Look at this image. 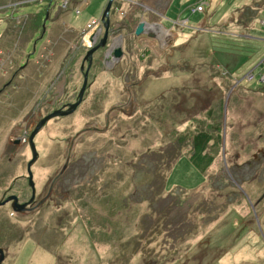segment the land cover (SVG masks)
Instances as JSON below:
<instances>
[{
    "label": "rangeland",
    "instance_id": "1",
    "mask_svg": "<svg viewBox=\"0 0 264 264\" xmlns=\"http://www.w3.org/2000/svg\"><path fill=\"white\" fill-rule=\"evenodd\" d=\"M147 1L113 0L123 56L93 67L77 110L36 135L40 198L71 151L67 171L41 207L0 206L3 264H264V0H164L163 12ZM108 2L0 0V88L11 80L0 93V200L30 198L35 119L77 101ZM155 18L177 35L162 56L156 28L135 34ZM220 116L216 159L200 172L179 138ZM26 130L28 144H15Z\"/></svg>",
    "mask_w": 264,
    "mask_h": 264
},
{
    "label": "water",
    "instance_id": "2",
    "mask_svg": "<svg viewBox=\"0 0 264 264\" xmlns=\"http://www.w3.org/2000/svg\"><path fill=\"white\" fill-rule=\"evenodd\" d=\"M112 4H113V0H109L107 6H106V9L103 13V16H102V21H103V27L100 28V30L97 32H95L92 36H91V42L92 43H95L97 38H98V35L101 33V31L103 30L104 28V35L101 39V41L98 43V44H94L92 48H90L88 51H87V55L85 56V59L89 60V66H88V69L87 71L84 73V83L82 85V88L79 92V95H78V99L76 102L74 103H70L67 108H61V109H57L55 111H53L52 113L44 116L40 121L39 123L37 124V126L35 127V129L31 132L30 134V137H29V145L31 147V150H32V159L29 161L28 163V168H27V171H28V178H29V186L32 188V198L29 202H25V203H20L19 200H18V197L17 196H10L8 197L6 200L4 201H1L0 202V206L4 205L5 203L9 202V201H12V207H13V210L16 211V212H23V211H28V210H31L28 205L34 200V197H35V182H34V175H33V171H32V166L34 165V163L38 160L39 158V152L37 150V146H36V143H35V137L36 135L39 133V131L41 130V128L52 118H55V117H59V116H67V115H70L72 113H74L77 108L80 106V104L82 103L83 99H84V96H85V92H86V89H87V86H88V79H89V71H90V67H91V63H92V59H93V54L99 49V48H105L107 46V43L109 41V39H111V45H109L106 49V53L105 55L106 56H111V54H113L115 57L117 58H120L123 56V48L122 46H119L117 48H114L113 47V39L111 36H110V26H111V18H110V10H111V7H112ZM154 26L156 27V25L154 24H150L148 23L147 21H141L137 24V27L135 29V34L137 36L139 35H143V34H147L149 35V37H155L154 34H152L149 30L150 29H153ZM225 121H226V118H225ZM70 154H71V151L69 152V155L66 159V163L62 169V172L65 171V169L67 168V165L69 163V159H70ZM61 172V173H62ZM47 198L43 199L42 201L39 202L38 205L44 203L46 201ZM5 251L2 247H0V264H3V262L5 261Z\"/></svg>",
    "mask_w": 264,
    "mask_h": 264
},
{
    "label": "trees",
    "instance_id": "3",
    "mask_svg": "<svg viewBox=\"0 0 264 264\" xmlns=\"http://www.w3.org/2000/svg\"><path fill=\"white\" fill-rule=\"evenodd\" d=\"M222 127L220 116L218 123L210 124L208 127L206 124L200 125L193 135L187 136L188 138L185 135L181 136L179 141L181 143L186 141L185 146L189 147L181 157L185 156L198 171L204 172L216 159L213 148L217 145L220 147ZM213 131L220 133L218 137L215 138Z\"/></svg>",
    "mask_w": 264,
    "mask_h": 264
},
{
    "label": "flooded vegetation",
    "instance_id": "4",
    "mask_svg": "<svg viewBox=\"0 0 264 264\" xmlns=\"http://www.w3.org/2000/svg\"><path fill=\"white\" fill-rule=\"evenodd\" d=\"M100 41L99 40H96V42L95 43H92L93 45L94 44H98ZM105 53H106V49L105 48H99L94 54H93V59H92V63H91V67H90V71L89 72H91V70H92V68L93 67H98V65H100V67H102V68H105L106 66L107 67H110V65H108V64H103V58L105 59V57H106V55H105ZM89 60H87V59H82V62H81V64H80V69H81V71L84 73L85 71H87V69H88V66H89ZM106 67V68H107ZM11 82V80H8V81H6L4 84H3V87L2 88H0V93H3L5 90H6V88L9 86V83ZM70 104V102H67V103H65V104H63V108H67V106ZM42 118V116H40V118L39 117H37L36 119H35V123H34V126L36 127L37 126V124L39 123V121H40V119ZM33 126V127H34ZM34 127V128H35ZM32 130V129H31ZM29 135V132H28V130H26L25 131V133L23 134V136L21 137L20 135L18 136V137H15V140H14V143L15 144H17V145H19L20 143H27L28 142V139H27V136ZM13 140V139H12ZM11 141V140H10ZM28 144V143H27ZM30 146V145H29ZM7 148V147H6ZM6 148L4 149V151L3 152H5V153H7L8 152V150L6 151ZM32 152V151H31ZM31 159H32V157H31ZM39 159V158H38ZM38 161V160H37ZM35 164V163H34ZM68 166V165H67ZM33 167V166H32ZM27 168H28V164H27ZM63 169V168H62ZM62 169H61V171L55 176V178L52 180V182L50 183V185H49V188H48V192L46 193V195L45 196H43L42 198H40V193H39V191H37V188L35 189V197H34V200L28 205V207L31 209V210H26V211H23V212H16V213H26V212H29V211H33V210H35V209H37V208H39V207H41L42 205H44V203L45 202H48V201H50V200H52V195H53V192L57 189L56 188V183H58L57 181L62 177V176H64L65 175V173H66V171H67V168L65 169V171L64 172H62ZM33 171V170H32ZM62 172V173H61ZM33 175H34V173H33ZM22 178H24V179H27V182H28V185H29V178H28V171H27V174L26 175H23L22 176ZM35 182V181H34ZM35 187H36V185H35ZM7 194H9V193H6V195L4 196V198L3 199H1L0 200V202L1 201H4V200H6L8 197H10V196H17L18 197V200H19V202L20 203H25V202H29L30 200H31V198H32V196H33V194H32V188H31V196H30V198L28 199V200H23L22 198H21V196H19L18 194H15V193H11V194H9V195H7ZM45 198H47L46 199V201L44 202V203H42V204H40V205H38L39 204V202L40 201H42L43 199H45ZM12 201H9V202H7V203H5L4 205H9L12 209H13V207H12Z\"/></svg>",
    "mask_w": 264,
    "mask_h": 264
},
{
    "label": "crops",
    "instance_id": "5",
    "mask_svg": "<svg viewBox=\"0 0 264 264\" xmlns=\"http://www.w3.org/2000/svg\"><path fill=\"white\" fill-rule=\"evenodd\" d=\"M147 3L149 4L148 5V7L150 8V9H152V10H154V11H157V12H163L164 11V8H165V4H164V0H149V1H147ZM154 13V12H153ZM155 17V16H154ZM155 20H156V18H155ZM149 22H151V21H149ZM156 22H157V26L156 27H154V30H155V28L157 29V33H159V37H160V39H161V42L160 43H162L161 44V48H160V52L162 53H160L161 54V56L163 55V53L166 51L167 53L170 51V47H171V44L173 43V41L177 38V35H175L174 33H173V31L172 30H167L166 28H164L163 26H160V23L156 20ZM156 24V23H155ZM154 24V25H155ZM151 25H152V23H151ZM160 26V28L158 29L157 27H159ZM159 30V31H158ZM162 30V31H161ZM170 33L172 36L169 38H167L168 40H171V43L170 42H167L165 39H166V37H164L165 36V34L164 33ZM152 34H154V35H156L154 32H151ZM163 33V34H162ZM160 34H162V35H160ZM158 36V35H157ZM165 38V39H164ZM156 44H157V46H158V43L156 42ZM151 45H155V44H151ZM162 45H163V47H162ZM167 50H169V51H167ZM165 52V53H166ZM174 52V51H173Z\"/></svg>",
    "mask_w": 264,
    "mask_h": 264
},
{
    "label": "built area",
    "instance_id": "6",
    "mask_svg": "<svg viewBox=\"0 0 264 264\" xmlns=\"http://www.w3.org/2000/svg\"><path fill=\"white\" fill-rule=\"evenodd\" d=\"M198 9H199V10H202V7H201V6H199V7H198Z\"/></svg>",
    "mask_w": 264,
    "mask_h": 264
},
{
    "label": "bare ground",
    "instance_id": "7",
    "mask_svg": "<svg viewBox=\"0 0 264 264\" xmlns=\"http://www.w3.org/2000/svg\"><path fill=\"white\" fill-rule=\"evenodd\" d=\"M87 38V40H88V37H86Z\"/></svg>",
    "mask_w": 264,
    "mask_h": 264
}]
</instances>
